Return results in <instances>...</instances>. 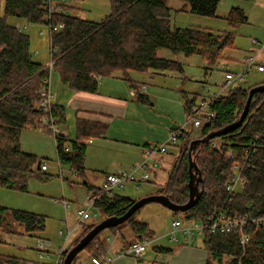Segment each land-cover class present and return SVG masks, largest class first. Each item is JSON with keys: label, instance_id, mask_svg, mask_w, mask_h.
<instances>
[{"label": "trees", "instance_id": "trees-1", "mask_svg": "<svg viewBox=\"0 0 264 264\" xmlns=\"http://www.w3.org/2000/svg\"><path fill=\"white\" fill-rule=\"evenodd\" d=\"M182 1L193 14L215 16L221 0ZM166 2L110 0L111 13L100 21H92L72 15L69 10L73 6L68 3L61 4L58 11L49 13L42 7L43 0H0V188L23 189L26 176L37 169L38 161L42 164L41 158L21 149L19 136L28 124L40 126L42 114L38 107V89L41 80L48 74L43 64L33 59L29 36L18 31L7 19L12 17L30 23L50 24L51 27L63 24L62 29L49 30L50 54L53 70L59 80L72 91L94 93L98 88V77L109 76L115 71L126 76L131 87L136 90V82L127 77L129 71L181 70L179 62L157 55L161 48L182 52L185 56L197 54L213 64L219 53L232 45L233 34L230 30L213 32L171 26L173 8ZM223 19L228 26L234 27L246 22L247 16L242 9L233 7ZM252 45L259 47L258 41H252ZM257 84L247 88L234 87L212 98L210 110L214 112L213 117L198 128L196 137L182 130L177 158L168 172L165 184H160L153 193L167 195L177 204L187 200L189 142L236 121L243 110L249 89ZM138 100L147 101L142 95H139ZM196 101H185L187 114ZM50 115L59 121L61 113L57 106L52 104ZM90 126L78 120L76 128L79 137L69 139L64 135L54 136L56 162L70 166L77 173L82 171L84 136L88 134ZM215 139L219 146L211 147ZM64 146H68L69 150L65 151ZM228 150H231L232 158L226 157ZM191 156L201 173L202 182H199L198 187L202 195L185 212V219L200 220L207 224L208 217L220 211L232 217L263 216L264 92L253 93L247 114L236 128L197 145ZM236 163L240 166L243 183L231 194L225 190V184L233 173L232 165ZM37 170L43 171L40 167ZM134 200L115 192L103 195L94 206L102 219L123 214ZM136 213L110 229L117 230L127 224L138 241L150 239L152 230L147 223L135 220ZM8 217L20 225V234H38L45 227V215L10 209L0 204V230L11 231L5 226ZM93 226L94 223L85 224L79 235L67 246L63 256ZM245 231L249 234L245 245L241 244L237 230L226 233L204 232L201 241L207 251L205 264H264V226L255 228L249 223ZM97 241L95 236L86 246L91 256L98 254L102 248L99 244L101 242ZM153 247L158 252L171 251L162 246ZM19 262L15 256L0 254V264Z\"/></svg>", "mask_w": 264, "mask_h": 264}, {"label": "rangeland", "instance_id": "rangeland-1", "mask_svg": "<svg viewBox=\"0 0 264 264\" xmlns=\"http://www.w3.org/2000/svg\"><path fill=\"white\" fill-rule=\"evenodd\" d=\"M66 3L73 6L69 10L72 15L87 20L100 21L111 13L110 0H67ZM166 3L173 8L170 16L171 26L192 27L213 32L230 30L232 31L233 38L232 45L222 50L213 64H209L197 54L185 56L182 52H172L166 48H161L157 51V55L179 62L181 70L165 69L158 73H154L151 70L146 72H128L127 77L132 81H136L140 85L143 84L148 89L150 88L158 93V96L153 98L155 103H152L154 104L145 105V108L148 110V118L153 117L154 114H160L157 115V121L167 122L166 125L164 124L165 138L159 140L151 139L148 146L164 143L168 138L170 129L181 127L185 131H189V136H198L200 128L194 127L189 122L187 112L185 113L184 109H182L181 115L179 112L175 115L177 105L171 99L161 98V95L164 97L169 92L168 88L174 87L176 83L179 85L176 87L177 90L174 91L178 95L177 97H180V94L182 96V93H184L188 96V99H191L195 95L199 100V98L212 96L217 93L216 97H218L221 93L225 94L229 89L234 87L247 88L264 81V0H221L217 5L215 16L193 14L182 0H167ZM233 7L242 9L247 16V21L230 27L223 17ZM7 21L13 25L17 22L28 25V29L23 31V33L29 36V47L32 57L35 61L41 62L44 67H47L51 60L48 26L43 23H30L13 19L12 17L8 18ZM251 40L258 41L259 47L253 46ZM259 48L261 49L260 51ZM245 53H256L255 63L250 66L243 79H235L231 84L221 89L220 84L223 81L225 73H238L243 68L242 58ZM115 74V78H120L117 77V75H120L119 71H115ZM49 75L50 79L54 81L53 78L57 74L51 68ZM108 77L113 76H103L102 78L106 79ZM123 78L121 77L120 79L125 80L126 86L130 87L129 80ZM139 89L141 88L139 87ZM178 89H181L183 92L181 91V93ZM166 110L168 114L165 112ZM174 115L176 123L172 119ZM172 125L175 126L169 127ZM58 126L60 129H63L67 124L63 120H60L58 121ZM39 129L37 126L28 124L21 130L19 142L23 151L35 154L38 158H41L42 163L46 162L47 169L45 171H38L35 168L33 173L26 176L23 189L0 188L1 205L10 209H20L45 215L44 230L38 234H20L18 233L22 231L20 225L11 221L10 217L6 218L8 224L5 226L10 228L11 231L0 230V254L17 257L20 261L18 264H44L48 262L45 258L38 256V252L35 249L37 239L48 241L50 243L49 251L51 259L55 257L57 249L62 246L65 240L66 224L70 227L76 224L78 217L77 210L81 207L85 195L81 196V192H79L86 188L83 182L84 178L79 174L77 175L74 169L71 168V173L74 174L76 172L74 175L77 176H67L68 170L65 166L61 165L62 173L59 175L56 164L55 135L50 131ZM180 144L181 139L178 138L177 141L167 147L165 153L154 156L157 166L153 168L154 173L150 172L149 180L140 182L138 186L134 183H126L117 193L135 200L146 193L154 194L153 192L161 186L160 184H165L168 171L177 158ZM141 160L121 168L128 169L138 164ZM233 174L237 175L235 171H233ZM88 177H90L89 174H87ZM88 182L94 183L92 179H89ZM67 204L68 207H65ZM185 212H173L159 203L150 202L137 211L135 220L148 224L155 237L151 242L152 245H168L172 242H169L170 240L165 233L172 228L171 222L175 219H179L183 223L190 221L185 219ZM100 219L98 215L76 225L66 246L79 235L85 224H95ZM196 221L200 222V220ZM59 230H62V235L59 234ZM118 230H120L122 235L126 233L128 237H131L128 225L124 224ZM176 235L179 236V233L176 232ZM107 236L110 238L114 237L110 228L99 232L96 238L107 244ZM201 236L195 234L189 242L197 245V243L199 244V240L201 241ZM151 243L148 244L147 253H151V249L153 248V246L152 248L150 246ZM99 244L102 246V243ZM98 253L104 254L102 249ZM90 256L88 248L85 247L77 253L72 264H88L89 258L92 257ZM93 256H98V254ZM110 261V264H112L111 259Z\"/></svg>", "mask_w": 264, "mask_h": 264}, {"label": "crops", "instance_id": "crops-1", "mask_svg": "<svg viewBox=\"0 0 264 264\" xmlns=\"http://www.w3.org/2000/svg\"><path fill=\"white\" fill-rule=\"evenodd\" d=\"M111 76L113 77H108L106 79L98 77V88L94 93L72 91L59 80L57 75L53 78L54 81L50 79V87L53 94L52 104L57 106L58 111L61 113L59 119L67 124L66 127L61 129L64 136L69 139H76L80 136L76 128L78 120L91 125L88 134L84 136L86 138L84 139L85 149L82 157V171L77 173V175L79 174L84 178L83 182L86 185L84 190L79 191L81 192V196L89 189L97 188L104 174L113 172L124 166H129L141 160V158H143L145 146L150 145L149 140L165 138L164 124L166 125L167 122L157 121V115L160 114H154L153 117L148 118V110L145 108V105H152L155 103L153 98H156L158 93L150 88L148 89L147 86H144L142 89L141 86L143 84L140 85L138 82L136 83V90L133 89L131 85L130 87L126 86L125 80L120 79L121 77L126 79V76L122 75L121 72L120 75H117V77L120 78L114 77L116 76L115 72L112 73ZM178 86L179 85L176 83L174 87L168 88L169 92L164 97L161 95V98L171 99L175 105H177L175 115L178 112L181 115L182 109H184L185 113L187 112V104L185 101L190 102L191 100H198V97L195 95L191 99H188V96L182 93L183 91L181 89L178 90L180 92L182 91V96L180 94V97H177L178 95L174 91L177 90L176 87ZM139 87L142 90L139 89ZM131 90L138 92L132 95L130 93ZM139 95L146 97L147 101L142 102L138 100ZM165 112L167 113V110ZM175 115L172 117L174 123H176ZM173 126L175 125L169 127ZM61 165L65 166L68 170L67 176H77L71 173L70 166ZM150 172L154 173V170H149V175ZM87 174H89L90 177L87 178ZM89 179H92L94 183H89ZM63 180H65V178H63ZM147 180H149V178ZM67 226L69 225L66 224V228ZM128 227L130 228L129 225ZM118 229L112 230L114 237H106V241L110 238L112 243L108 241V243L105 244L102 240L98 239L102 243L101 249L104 255L112 260V264H205L207 251L203 247L202 241L199 240V244L197 243V245H194L193 242L186 243L182 239L179 231H175V237L177 239H171L169 232L172 228L165 233L170 240L168 241L172 243L168 245H158L170 248L171 251L168 253L158 252L154 247L152 248L154 245H152L151 242L155 238L154 233H152L151 239L149 240L152 248L151 253L145 251V253L138 258L119 256V253L124 247L138 240L131 228L129 232L131 237H128L126 233L122 235ZM176 232L179 233V236L176 235Z\"/></svg>", "mask_w": 264, "mask_h": 264}, {"label": "built area", "instance_id": "built-area-1", "mask_svg": "<svg viewBox=\"0 0 264 264\" xmlns=\"http://www.w3.org/2000/svg\"><path fill=\"white\" fill-rule=\"evenodd\" d=\"M67 0H43V8H45L49 13L53 11H58L61 4L66 3ZM48 30L50 29H62L63 24L59 23L56 26H52L49 24ZM14 27L23 32L28 29L27 24H21L17 22L14 24ZM256 43L255 40H252ZM257 54L256 53H245L242 58L243 68L238 73H230L227 72L224 74L223 81L220 84L221 89L231 84V82L235 79L241 80L244 75L248 72L251 65H253L256 61ZM53 65V59L51 58L47 67H44L48 70V74L43 77L41 80V84L38 89L39 101L38 107L41 111L42 116L40 117V129H46L52 132L54 135H64L62 130L58 126V120L50 115L52 110V98L53 94L51 93L50 87V70ZM97 79V78H95ZM145 85H142L143 89ZM130 93L135 95V90H131ZM223 94V93H221ZM220 94V95H221ZM218 95L214 94L209 97H203L198 101L194 102L188 111L189 122L196 128L200 127L206 120L210 119L214 112L210 110V103L214 96ZM183 128L170 129L168 138L164 143L148 146L144 148L143 159L136 165L126 169L119 168L113 172H108L104 174L100 184L95 189H89L84 197L81 204V207L77 210V220L76 224L70 228L67 226L66 234L64 235V242L61 247L57 249V253L53 259H51V254L49 251L50 243L43 239H37L36 250L38 252V256L40 258H45L48 260L47 264H62L63 263V252L66 249V243H68L71 235L73 234L74 228L76 225L80 224L86 219L98 216L97 209L95 208V202L101 198L103 195H111L115 192L121 190L126 183H134L136 186L139 185L140 182L146 181L149 178V170H153L154 167L157 166V161L154 159L155 155L163 154L166 152L167 147H169L172 143L177 141L179 135L182 133ZM219 142L217 139L211 142V147H218ZM64 150L68 151L69 147L64 146ZM226 157L232 158L231 150L226 152ZM152 162V163H151ZM58 172L61 174V164L56 162ZM233 171L236 172L237 175L230 176L229 180L225 184V190L228 193H233L238 186H241L243 183V179L240 177V166L239 164H233ZM40 169L45 171L47 169V163L43 162L40 165ZM76 172H74L75 174ZM68 207V204L65 205ZM252 224L255 228H259L264 226V215L263 216H252L245 215L242 217L237 216H229L226 212L220 211L216 214H212L208 217L207 224L198 222L196 220H190L188 223H183L179 219H175L172 221L171 227L172 230L169 232L171 235V239H177L175 237V231H179L181 233L182 239L186 243L191 240V237L194 234L202 235L204 232L214 233L221 232L226 233L232 230H237L240 237L241 244L245 245L249 239V234L245 231V227L248 224ZM62 230H59V234L62 235ZM150 239H144L142 241L133 242L119 253V256H129L132 258H138L143 255L148 247ZM109 242H112L110 238H108ZM98 253V256H92L89 260L88 264H110V259L105 257L104 254Z\"/></svg>", "mask_w": 264, "mask_h": 264}, {"label": "water", "instance_id": "water-1", "mask_svg": "<svg viewBox=\"0 0 264 264\" xmlns=\"http://www.w3.org/2000/svg\"><path fill=\"white\" fill-rule=\"evenodd\" d=\"M254 92H264V82L257 84L253 87H251L248 91V96L245 101L243 110L236 121H234L232 124H229L219 130H215L213 132H210L206 136L202 138H194L189 142L188 146V198L187 200L182 204H177L170 200V198L167 195L164 194H148L144 195L132 202V204L127 208V210L119 215V216H108L105 218H102L99 222L94 224V226L89 229L79 240L76 242L73 246H71L67 251L63 259L62 264H72L75 256L79 251H81L83 248L87 246V244L95 237L99 232H101L104 229L116 227L122 223H124L133 213L138 211L142 206H144L147 203L150 202H156L161 204L162 206L166 207L167 209L176 212H185L191 207H193L198 200L200 199L202 195V190L199 189L198 184L199 182H202V177L199 168L197 167L196 163L193 161L191 153L193 149L200 144L205 143L206 141L221 136L227 132H229L231 129L236 128L244 119V117L247 114L249 103L251 96ZM37 169L40 167V161L37 162L36 165Z\"/></svg>", "mask_w": 264, "mask_h": 264}, {"label": "bare ground", "instance_id": "bare-ground-1", "mask_svg": "<svg viewBox=\"0 0 264 264\" xmlns=\"http://www.w3.org/2000/svg\"><path fill=\"white\" fill-rule=\"evenodd\" d=\"M208 97H209V96H208ZM211 103H212V102H211ZM212 117H213V116H212ZM250 227H251V226H250ZM248 228H249V227H248ZM260 229H261V228H260ZM194 235H195V234H194ZM194 235H193V236H194ZM193 236H192V237H193ZM191 240H192V239H191Z\"/></svg>", "mask_w": 264, "mask_h": 264}]
</instances>
